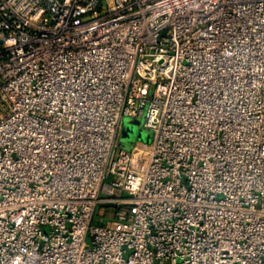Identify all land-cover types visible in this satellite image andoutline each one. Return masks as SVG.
Returning <instances> with one entry per match:
<instances>
[{
	"label": "built area",
	"instance_id": "2783aa9c",
	"mask_svg": "<svg viewBox=\"0 0 264 264\" xmlns=\"http://www.w3.org/2000/svg\"><path fill=\"white\" fill-rule=\"evenodd\" d=\"M0 264H264V0H0Z\"/></svg>",
	"mask_w": 264,
	"mask_h": 264
},
{
	"label": "rangeland",
	"instance_id": "374dc122",
	"mask_svg": "<svg viewBox=\"0 0 264 264\" xmlns=\"http://www.w3.org/2000/svg\"><path fill=\"white\" fill-rule=\"evenodd\" d=\"M144 115L139 118L123 116L120 121V132L118 146L129 149L135 142H149L153 136V130L143 126ZM108 181V176L105 178ZM113 209H105L104 213L97 212L94 215L93 222L101 223L112 219Z\"/></svg>",
	"mask_w": 264,
	"mask_h": 264
},
{
	"label": "water",
	"instance_id": "95a60500",
	"mask_svg": "<svg viewBox=\"0 0 264 264\" xmlns=\"http://www.w3.org/2000/svg\"><path fill=\"white\" fill-rule=\"evenodd\" d=\"M120 206H122V205H120Z\"/></svg>",
	"mask_w": 264,
	"mask_h": 264
}]
</instances>
